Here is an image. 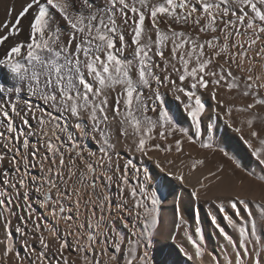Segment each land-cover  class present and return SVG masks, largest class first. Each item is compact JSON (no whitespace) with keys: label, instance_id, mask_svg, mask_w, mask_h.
<instances>
[{"label":"snow or ice","instance_id":"obj_1","mask_svg":"<svg viewBox=\"0 0 264 264\" xmlns=\"http://www.w3.org/2000/svg\"><path fill=\"white\" fill-rule=\"evenodd\" d=\"M235 9H239V14ZM11 11L14 9L8 12L9 15ZM229 14L235 17V21L223 19ZM25 17H30L28 35L27 40L21 43L12 38L23 30L21 22ZM218 19L224 24V28L220 29L225 39L222 51L227 50L230 35L225 29L229 24L235 26L236 21L245 24L246 30H253L249 42L251 48L258 39H262L258 33L264 32V0H28L15 22L0 24V29L4 30L0 32V48H3L0 54V74L3 77L0 78V140L5 141L4 148L15 150L7 160L12 171L4 167L6 157L0 154V229L4 230L5 239L11 227V217L15 215L9 205L15 201V207L27 213V218L23 215L18 217L20 223L27 228L31 221L33 230L41 232L40 245L51 251L53 245L44 238L39 218L32 220L34 214L30 193L35 192L40 207L45 212H50L59 220L73 222L67 234L72 235L74 231L78 237L76 247L71 249L65 239H61L57 232L53 233L58 243L53 259L58 257V264L59 261L69 264L68 257L64 256L68 249L81 253L80 264H100L95 261L94 255L92 259L89 258L87 249L79 239L81 229L90 233L89 247L107 244L108 237L114 236L111 243L115 251L123 254L122 246L127 242L130 259L126 264H152L148 247L158 224L156 206L160 201L155 192L146 191L139 183L138 172L134 174L136 186L130 185L128 169L131 162L125 163L121 168L118 161H113V153L119 155L118 149L123 137V142L130 151L147 155L152 150L147 146V140L155 139L153 133L157 128L160 129L159 138L165 140L177 130L162 104L148 107L144 99V88H148L150 98L157 101L161 100V88H168L177 100H182L179 95L182 93L187 98L183 101L187 115L199 130L205 105L197 90H207L209 84L213 85L211 96L216 100L215 86L219 85V80L209 81L205 77L216 76L215 71L206 69L220 53L215 52L211 59H203L205 45L212 49L213 41L199 43L198 36L193 40L190 34L178 31L173 25L183 28L185 25L195 24L200 32L208 29L216 32ZM146 20H151V28L146 25ZM202 20L205 23H201ZM161 24L166 26V31L161 28ZM153 31L154 40L151 35ZM236 34H240L238 28ZM244 34L247 35V31ZM168 42L172 45L171 59L165 57L163 50ZM186 45L189 47L186 48ZM25 47L26 53L22 51ZM126 51L131 52V60L125 56ZM260 55L264 58V49ZM154 56L165 61L163 65L155 61ZM193 57L195 64L190 66ZM173 61H178L180 66L177 67ZM169 66L178 76L179 85L169 74ZM228 76L233 81L240 79L233 76L231 71H228ZM247 79L252 81L260 77L249 76ZM227 87L231 90L233 85L228 84ZM259 87L264 88V84ZM246 88L248 90L244 91V96L250 95L253 84L246 83ZM26 89L31 95H38L47 107H34L31 100L20 107L14 98L23 99ZM253 101L247 108L237 111H249L256 105L264 104V99L256 96H253ZM217 103L225 107L223 101ZM149 111L156 113L158 118L153 120L147 115ZM17 120L27 131L16 126ZM30 121H35V129ZM246 122L248 128L253 129V118ZM235 131L241 132V129L236 128ZM77 134L81 138L90 137L94 140L99 145V156L90 147L78 142ZM32 135L41 137L35 148L30 146L29 137ZM251 137L259 146L254 148L251 141L246 142L247 146L258 164L264 166V138H260L255 130L251 131ZM21 147L23 151H20ZM152 147L161 149L159 144ZM41 148L44 149L43 154ZM175 149L178 153L182 151L180 139L175 140ZM32 161L39 162L38 173L29 170L30 165L32 168L37 167ZM168 163L171 164L172 161ZM198 164H203V161H194L193 171ZM116 172L121 173V183L118 185L120 192L123 194L126 191L132 200L131 207H123L128 203L125 199L118 210L127 212L128 215L135 212L138 224L123 221V226L130 229L131 237L135 239L124 237L116 231L110 209L109 215H104V202L109 197L107 194L102 196L97 185L99 182L100 188L106 190V185L115 180ZM172 175L181 184L185 182L183 173ZM210 175L215 176L216 173ZM199 183L203 187V182ZM9 188L11 192L8 191ZM198 191L196 188L192 190L193 198H199ZM241 205L243 211L251 216L246 201L237 198L230 202L236 216L243 220ZM81 208L86 212L81 213ZM97 208L100 210L98 218ZM57 209L61 214L58 217ZM65 211L68 212L67 215H63ZM73 211L77 215H72ZM219 211L229 225L237 227L223 204L219 206ZM5 212L8 216L4 215ZM80 215H84L85 220L77 227L76 221ZM260 219L264 223V212ZM212 222L216 224L215 218ZM101 228L104 229V238L94 240L91 230ZM255 228L253 218L252 236L256 234ZM219 230L225 240H231L223 228ZM16 232L24 237L28 235L20 227L16 228ZM238 234L239 247L245 250L237 253L234 264H242V261L243 264H264L259 258L261 253L255 252V249L253 252L247 250L249 231L245 227H239ZM189 242L195 249L196 258H201L202 252L197 241L189 237ZM24 247L29 249L28 242ZM30 250L35 251L34 248ZM11 252L10 247L0 245V257L8 259ZM102 253L108 255L107 249H102ZM16 259L19 264H51L45 252H37L34 259L29 258L27 261L21 256ZM107 264L120 262L112 254L108 255ZM228 264H233V261H228Z\"/></svg>","mask_w":264,"mask_h":264},{"label":"rangeland","instance_id":"obj_2","mask_svg":"<svg viewBox=\"0 0 264 264\" xmlns=\"http://www.w3.org/2000/svg\"><path fill=\"white\" fill-rule=\"evenodd\" d=\"M237 13L239 14V9H235ZM214 11H217L214 9ZM250 14V10H249ZM202 15V13H200ZM224 20L232 19L235 21V17H232L231 14H229L228 17H224ZM146 25L151 28V20H146ZM201 23H205V21H201ZM259 23L258 21L256 22ZM174 28H176L178 31H184L185 33H188L191 35L193 40H196L197 36L199 37V43H203L207 40H212L214 47L212 49H209L207 45H205L204 48V57L203 59H211L213 54L215 52H219L220 55L216 56L215 59H212V62L208 65V68L206 71H215L216 76H206L205 79L211 81L212 79H218L219 85L215 86V91L218 96L222 94L221 97H230L232 102H229L225 107L218 106V111L221 115L225 116V124L229 126L231 129L240 128L241 132H238L240 136L248 141H251L253 144V147H258V142L251 137V131L255 130L258 132L260 138H264V104L262 105H256L254 108L250 109L249 111H237V109H245L247 106L251 103H253V96H256L259 99H264V88L259 87L261 84H264V58L260 55L261 50L264 49V32H259L258 35L262 39H258L257 43L253 45L251 48L249 47V42L252 38V31L253 30H246L245 24H240L238 21H236L235 26L229 24L227 28L225 29L226 33H229L227 44L228 48L227 50L222 51L223 45L225 44L224 36L221 34L220 29L224 28L223 22L218 19L217 24L215 27L217 28L216 32H213L211 29H208L205 32H200L199 28L195 24L185 25L183 28H181L179 25H173ZM161 28L166 31V26L164 24H161ZM239 29L240 34H236V29ZM247 31V35L244 33ZM153 40L155 39V32L153 31L151 33ZM215 37V39H214ZM66 39V37H65ZM129 43H130V37H128ZM235 45V46H233ZM171 42H168L167 45L164 47V54L165 57L168 59H171ZM186 48L189 47V45L185 46ZM155 49V46L153 45V50ZM183 51V50H181ZM125 56L127 59L131 60L132 54L130 51L125 52ZM155 61L159 62L161 65L165 61H161V58L158 56L153 57ZM233 59L235 60V63H233ZM173 63L177 64V67H179L178 61H173ZM195 64V57H193L191 61V65ZM241 66L242 69L241 70ZM251 70V71H249ZM159 74V70H156ZM228 71H231L233 76H237L240 79L233 81L231 77L228 76ZM169 74L175 78L177 85H179V79L175 72L172 71L171 67L169 66L168 69ZM133 75L135 76V72H133ZM221 76L224 77V79H219ZM249 76H259L260 79L258 80H252L249 81L247 78ZM153 87H155V82L153 81ZM246 83H252L253 88L251 89V93L248 96H244V91L248 90L246 88ZM232 84L233 87L231 90L228 89L227 85ZM213 85L209 84V87L207 90L204 89H198L197 94L201 96L202 102L204 94L207 91L213 90ZM169 91L168 88H161L162 90ZM143 92L145 94L144 99L145 103L148 105L149 108L157 106L162 104L166 111L169 112L170 116L173 119V122L176 127V131L173 132L171 136H169L166 140L159 138V131L160 129L157 128L153 135L155 136V139H148L147 140V146L152 148L150 153L154 152L155 149L154 145L159 144L162 149H168L170 148V151H165L166 153L174 152L175 150V140L180 139L182 141V146L186 145H194L198 146L201 150L204 151V158H203V164L199 166H207L209 170L215 172L216 174H223L227 176L235 177L237 180H240V182H246L248 181V184L250 187L259 190L260 192H264V179H261V177H264V166H260L256 163V166L251 167L247 166L238 156L234 155L233 153L229 154V150L227 151L225 146L220 147L218 144V141H206V142H200L194 140V133H198L199 130H197L190 120V117L187 115V110L185 109L184 102L187 98L183 97V94L180 93L179 95L182 97V100H177L175 98V95L170 92L171 94V100L172 104L179 105V107L184 108L186 113L185 120L179 119L174 109L172 108V104L168 100H164L165 96L161 93V100L157 101L155 99L150 98L151 93L148 88H144ZM229 94V95H227ZM24 98L21 99L19 97L14 98L15 102L20 106L24 107L26 102L28 100H31L34 107H47L43 104V102L40 100L39 96H33L31 95L29 90H25L23 93ZM225 96V97H224ZM167 102V103H166ZM181 105V106H180ZM219 105V104H218ZM226 108L228 110H226ZM50 110V109H49ZM230 111V115H229ZM174 112V113H173ZM56 115H59V113H56ZM148 116L152 117L153 120H156L157 114L154 112L149 111L147 113ZM253 118V129H249L247 125V119ZM184 121V122H182ZM214 118H208V123L210 125H213ZM32 128L35 129V121H30ZM16 126L20 129H24L27 131V129L24 128V126L19 122V120L16 121ZM72 131H75L74 129H71ZM115 135V133H114ZM34 138V139H33ZM36 135H32L29 137L30 144L35 142ZM78 142L84 144L85 146L90 147V150L93 152H96L97 156H99V145L95 143L94 140H92L90 137L88 138H77ZM124 138L121 137V143L118 149L119 155L116 153H113V161H118L121 168H123V165L127 162H131L128 169V180L131 186L135 187L137 184V179L135 178L134 174L138 172V178L139 183L141 184V180H145V176H147L146 171L144 167L142 168V165H139V162H137L136 157H141L139 152L130 151L128 148V145L123 142ZM32 141V142H31ZM2 142H5L4 140H0V146H2ZM163 142V143H162ZM166 142V143H164ZM209 142V143H208ZM162 144V145H161ZM203 144L210 145L209 147H202ZM213 144V145H212ZM218 144V145H217ZM215 145V146H214ZM221 145V144H220ZM219 147V148H218ZM15 150H2L0 148V154L5 155V161H4V167L7 168L9 171H12L11 165L7 163V160L11 158L13 155V152ZM20 151H23V148H20ZM176 151V150H175ZM44 149L41 148V154H43ZM148 152V153H149ZM86 154V153H85ZM257 160V159H256ZM258 161V160H257ZM38 161H32V164H36L37 167L32 168L31 165L29 167V170L33 173H38ZM239 165V167L237 166ZM138 166V167H137ZM115 167V165H114ZM120 172H116L115 174V180L106 185V190L101 189L99 186V182L97 185V190L101 193L103 196L104 194H107L109 197L108 201H105V211L104 215L107 217L109 215V209L111 210L113 219L115 221V229L117 232H119L122 236L127 238L135 239L134 237H131V231L130 229H127L123 226V221H127L128 223H137L135 218V212H133L132 215H128L127 212H122V210H118L120 206L123 204V201L125 199L128 200L127 204H124L123 207H131L132 200L127 195V192L121 193L118 185H120ZM103 179V178H102ZM251 182V183H250ZM142 185L145 187V190L147 191V186L143 182ZM115 189L117 191L115 192ZM9 192L12 190L9 188ZM90 191V189H89ZM122 194V198L119 197ZM31 196V203H32V212L33 217L32 220H36L39 218L40 227L42 230V234L44 238L53 245L51 251L42 248V246L39 243V238L41 235V232L34 231V225L31 221L28 223V227L25 228L24 224L20 223L18 220V217L23 215L25 218H27V213L22 212L20 208L15 207V201L12 205H9L11 209L15 211V215L11 217V227L9 232L7 233V239H5V232L3 229H0V245H4L7 247H10L12 249V252L9 254L8 259H4L3 257H0V264H19V261L16 259L17 256L24 257L25 260L32 258L34 259L37 252H45L47 253V259L51 261V264H58V257L57 259H53V256L56 255V248L58 247V243L56 242L53 233L57 232L61 239H65L68 244L71 246V249H74L77 244V235L73 231L72 235H68V231L70 226L72 225V221L65 222L63 220H59L58 218H54L50 212H45L44 209L40 207V203L36 198L35 192L30 193ZM160 203H161V197L157 196ZM4 199H7V197H4ZM87 199V197H85ZM262 202V203H261ZM21 205L23 206V201L21 200ZM160 203L156 206V215L159 211ZM251 203L253 204L252 209L250 210L252 215L249 216L246 215V220L236 223L233 221V223L237 227H232L230 225V232L226 231L225 228L220 226L216 220V224L212 223L210 225H206L203 229H200L197 233L195 230L191 229L189 232H185V239L188 243V249L190 252L195 253V249L193 248L192 244L189 242V237L196 240L198 245L201 248L202 255L206 258H209L210 262H218L219 264H228V261H233L237 255V253H243L244 248L239 247V234H238V228L239 227H245L247 231H249V242L247 244V250L249 252H253L255 249V252L261 253L260 259L264 261V235H262L261 232V213L264 212V201H259V198H254L251 200ZM149 206L150 203H149ZM81 213H85L86 210L84 208L80 209ZM97 212V218L100 215L99 208L96 209ZM122 212V214H121ZM68 212L65 211L63 215H67ZM5 216H8V213H4ZM61 215L59 213V210L57 209V217ZM72 215H77L75 211H73ZM158 217V215H157ZM216 218V217H215ZM253 218H255L256 228L255 232L256 234L254 236L251 235V231L253 228ZM85 220L84 215H80V218L76 221V226L78 227L79 224ZM217 225L219 227H217ZM142 226V225H138ZM160 221L158 217V224L154 230V236L152 239V242L149 244L148 251L150 253L149 258L152 260V264L155 262V248L154 244L157 243V240L160 239ZM20 227L21 229H24L27 231L28 235L27 237L22 236L20 233L16 232V228ZM220 228H223L224 231L229 235L231 240H225L224 236L220 233ZM190 229V228H189ZM193 230V231H192ZM203 230V231H201ZM103 231L104 229L101 228L99 230L93 229L91 230V234H93V239H103ZM193 232V233H192ZM211 232V233H210ZM89 231H85L84 229L80 230V236L79 239L83 242V246L85 249H87V254L89 255V258L92 259L93 255L95 257V261H99L100 264H107L108 262V255L115 254L120 264H126L127 260L130 259V256L128 255V252L126 251L128 249V245L125 241V244L122 246L125 249V257L124 260L122 259L123 255L119 251H115L114 246L112 245L111 241L115 239L114 236L108 237V243L107 244H95L93 247H89V241H88V235ZM193 234V235H192ZM187 235V236H186ZM208 237V238H207ZM233 241L235 243H233ZM28 242L29 249H26L24 247L25 243ZM211 246V247H210ZM34 248L35 251H31L30 249ZM94 248V252H93ZM71 249L65 250L64 256L68 257L69 264H80L79 257L81 256V253H77L75 251H72ZM102 249H107L108 255H104L102 253ZM215 252V253H214ZM217 254V256H215ZM255 254V253H254ZM247 259V257H245ZM47 264V262H46ZM59 264H63L62 261H59ZM243 264V261H242Z\"/></svg>","mask_w":264,"mask_h":264},{"label":"bare ground","instance_id":"obj_3","mask_svg":"<svg viewBox=\"0 0 264 264\" xmlns=\"http://www.w3.org/2000/svg\"><path fill=\"white\" fill-rule=\"evenodd\" d=\"M27 2L28 0H0V24L15 22L22 6ZM12 9L14 11H11V15H9L8 12ZM29 19L30 17H25L22 20L21 28L23 30L18 36L13 37V40L21 43L27 40ZM3 31V29H0V32ZM22 51L26 53V47ZM2 52L3 48H0V54ZM0 78H3L2 74H0ZM211 92L212 90L204 94L205 111L201 116L202 125L198 133L193 134L194 140L198 143L216 140L220 147L225 146L227 151L229 150V154L233 153L247 166L255 167L258 161L252 156L251 149L247 146L246 142L248 140L242 138L235 129L227 126L225 124V116L217 112L219 106L217 101H223L226 106L229 102H232L231 98L225 96L223 98L221 97L222 94H220L214 100ZM161 93L165 96L164 100L170 102L172 99L170 92L163 89ZM170 103L172 104V102ZM178 106L172 104L173 111L179 119L185 120V110L183 106L179 108ZM226 110L228 109L226 108ZM211 117L215 121L213 125L208 123V118ZM77 138H79V134H77ZM40 141L41 137L36 135L35 142L31 143L30 146L35 148ZM4 143L2 142L0 148L7 150V148L3 147ZM195 145L182 146V151L179 153L175 151L176 149L174 152L166 153L161 148L152 153L149 152L147 155L136 157L139 165H142V168L144 167L146 173H148L145 176V180H141V184L144 182L147 186V191L155 192L157 196L161 197L159 211L157 212L160 221V239L154 244L156 251L154 264H217V260L210 262L209 258L203 255L197 259L195 253L190 252L188 249L185 232L193 229L197 233L206 225L212 224L215 217L218 224L230 232V225L219 211L221 204L225 206L233 221L240 223L247 219L246 215L248 213L243 211V205H241V215L243 216V220H241L230 207V202L239 198L246 201L248 208L251 210L253 207L252 199L259 198V201H264V192L250 187L248 181L240 182L235 177L223 174L212 176L210 173H213V171L209 170L207 166H199L201 164L196 165L193 171V162L196 160L203 161L204 158V151ZM168 161H172V163L169 164ZM261 171L264 170L261 168ZM180 173L184 175L185 182L183 184L174 179L172 175ZM199 181L203 182V187H201ZM194 188L199 190L198 199L193 198L191 195ZM116 191L117 189H115ZM119 197L122 198V194ZM260 226V233L264 235V223ZM125 249L123 255H121L123 260L126 255Z\"/></svg>","mask_w":264,"mask_h":264}]
</instances>
